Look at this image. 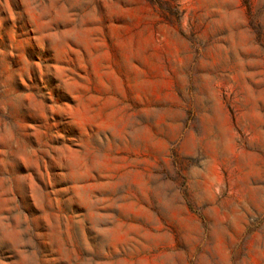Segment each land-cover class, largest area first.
<instances>
[{"label": "rangeland", "instance_id": "obj_1", "mask_svg": "<svg viewBox=\"0 0 264 264\" xmlns=\"http://www.w3.org/2000/svg\"><path fill=\"white\" fill-rule=\"evenodd\" d=\"M0 264H264V0H0Z\"/></svg>", "mask_w": 264, "mask_h": 264}]
</instances>
